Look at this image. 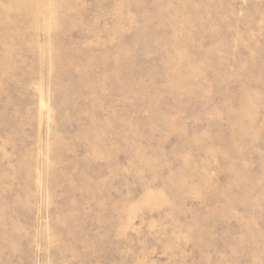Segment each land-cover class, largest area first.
Instances as JSON below:
<instances>
[{"label":"rangeland","instance_id":"374dc122","mask_svg":"<svg viewBox=\"0 0 264 264\" xmlns=\"http://www.w3.org/2000/svg\"><path fill=\"white\" fill-rule=\"evenodd\" d=\"M0 264H264V0H0Z\"/></svg>","mask_w":264,"mask_h":264}]
</instances>
